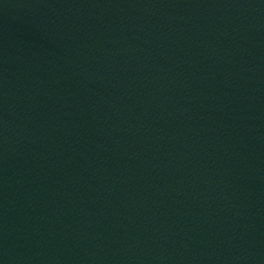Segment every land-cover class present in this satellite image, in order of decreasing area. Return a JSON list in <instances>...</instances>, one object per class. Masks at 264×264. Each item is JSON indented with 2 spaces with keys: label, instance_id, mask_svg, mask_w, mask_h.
Returning <instances> with one entry per match:
<instances>
[{
  "label": "water",
  "instance_id": "water-1",
  "mask_svg": "<svg viewBox=\"0 0 264 264\" xmlns=\"http://www.w3.org/2000/svg\"><path fill=\"white\" fill-rule=\"evenodd\" d=\"M0 264H264V0H0Z\"/></svg>",
  "mask_w": 264,
  "mask_h": 264
}]
</instances>
